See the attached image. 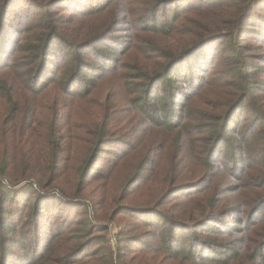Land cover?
Wrapping results in <instances>:
<instances>
[{"label":"trees","instance_id":"1","mask_svg":"<svg viewBox=\"0 0 264 264\" xmlns=\"http://www.w3.org/2000/svg\"><path fill=\"white\" fill-rule=\"evenodd\" d=\"M0 264H264V0H0Z\"/></svg>","mask_w":264,"mask_h":264},{"label":"rangeland","instance_id":"2","mask_svg":"<svg viewBox=\"0 0 264 264\" xmlns=\"http://www.w3.org/2000/svg\"><path fill=\"white\" fill-rule=\"evenodd\" d=\"M107 84L106 82H103L100 84L99 90L101 91V96H104L107 91ZM98 95V97H101ZM117 98L112 97L111 102L112 104L104 103L99 106H94L95 100L93 97H91V100L86 101L85 103H82L80 105L76 104L72 106V109L70 110V113L75 114L78 118V123L85 128L88 131L96 130V127H98V122H101L104 120L105 123L109 122L111 118L112 122L114 124H117L118 122L125 121L126 119H129V113H125L122 110V108L125 106V104L120 103L116 104ZM68 110V108H67ZM69 111V110H68ZM120 111V112H119ZM107 113H109L107 115ZM97 115L96 125H92L91 118L95 119V116ZM127 117V118H126ZM94 123V122H93ZM77 125V124H76ZM117 131V127L114 129ZM91 143L87 140H79L77 141L71 148L69 145L65 149H61L59 152L60 158L63 157V170H61L58 174V177L55 180L56 186L51 187L49 186L47 188V195H56L59 192L58 187H62L64 190H66L69 187H72L75 177H76V171L79 167V163L82 161L85 162V160L89 157V154L91 150H89ZM117 145V144H115ZM70 148V149H69ZM115 159V158H113ZM68 163H70V166H68ZM9 180V178H8ZM7 183V180L3 181ZM58 186V187H57ZM80 201V202H78ZM92 199L90 197L83 198L81 200H75V203H85L90 205L88 212L90 214H94V209L91 207L90 202ZM115 224H110L111 234L114 235V232L117 231V222H114ZM109 244L112 243V245L115 243L114 237L111 236L109 238Z\"/></svg>","mask_w":264,"mask_h":264}]
</instances>
